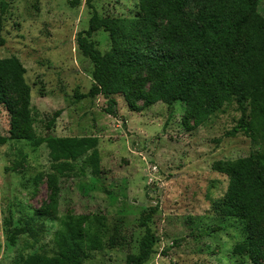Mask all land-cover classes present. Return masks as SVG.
<instances>
[{"label": "rangeland", "instance_id": "374dc122", "mask_svg": "<svg viewBox=\"0 0 264 264\" xmlns=\"http://www.w3.org/2000/svg\"><path fill=\"white\" fill-rule=\"evenodd\" d=\"M71 1L6 0L8 10L0 23L6 43L0 57L17 58L26 71L30 122L21 134L12 135L10 107L20 110V104L11 103L16 97L10 93L9 102L0 104V264L57 254L55 236L68 215L96 217L105 225L103 250L86 252L83 264H125L129 254L139 251L145 233L140 217L151 208L157 211L149 228L158 243L146 264H253L237 250L248 235L244 221L214 211L230 181L228 164L250 157L256 164L264 160L261 136H248L243 128L232 134L241 118L237 98L197 128L193 120L185 124L187 105L179 101L144 107L137 100L134 109L116 95L115 114H109L111 103L104 96L78 100L93 85V64L77 44L93 11L85 0L77 7ZM189 1L186 16L194 19L204 0ZM94 10L106 18L132 19L140 13L137 0L96 1ZM257 13L264 17V0ZM166 26L161 22V31ZM93 41L103 54L110 51L108 32H98ZM160 41L156 37L143 49H155ZM246 110L249 124L250 104ZM58 111L54 136L99 139L101 174L62 178L58 209L41 217L37 211L51 193V160L46 145L35 147L32 137H44ZM9 217L14 227L28 229L14 246L8 242ZM112 239L117 242L111 247Z\"/></svg>", "mask_w": 264, "mask_h": 264}, {"label": "trees", "instance_id": "16d2710c", "mask_svg": "<svg viewBox=\"0 0 264 264\" xmlns=\"http://www.w3.org/2000/svg\"><path fill=\"white\" fill-rule=\"evenodd\" d=\"M83 0L71 1L77 7ZM85 0L93 11L87 30L79 33L77 44L84 57L93 64V85L78 100L104 96L111 103L107 113L115 114L116 101L123 95L130 104L144 101V107L157 103L187 105L183 120L194 127L204 124L231 98L236 97L241 112L232 134L243 128L248 136L256 133L264 139V17L257 13L259 0H204L194 19H188L189 0H137L140 13L132 18H106L94 10V2ZM8 10L1 1L0 23ZM167 22L161 31L160 23ZM100 31L109 33L111 49L102 53L93 37ZM160 37L153 49L143 48ZM0 29V51L5 46ZM26 73L17 58L0 57V104L9 102L12 93L20 110L10 107L12 135L21 134L30 122V94L24 82ZM148 86L149 90H146ZM252 107V121L246 123V107ZM61 111L47 124V134L36 139L35 147L46 145L52 173L48 176L51 193L48 203L37 215L48 217L59 206L62 178L101 174L99 139L97 137L59 138L52 134ZM3 142V141H2ZM84 159L82 164L79 161ZM231 173L226 193L216 201L214 211L221 218L243 220L248 231L238 251L253 264L264 262V160L255 163L246 158L228 164ZM157 209L140 217L145 233L137 254H129L125 264H146L158 243L149 223ZM8 242L16 244L26 228L13 226L8 218ZM105 225L96 217L68 215L61 220L55 244L58 253L28 255L23 264H83L86 252L103 250L102 230ZM117 239H112L114 246Z\"/></svg>", "mask_w": 264, "mask_h": 264}]
</instances>
